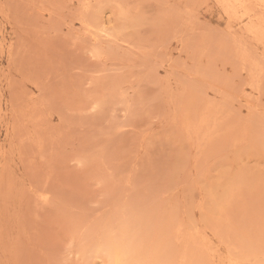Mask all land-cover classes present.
I'll use <instances>...</instances> for the list:
<instances>
[{
  "label": "rangeland",
  "instance_id": "rangeland-1",
  "mask_svg": "<svg viewBox=\"0 0 264 264\" xmlns=\"http://www.w3.org/2000/svg\"><path fill=\"white\" fill-rule=\"evenodd\" d=\"M0 264H264V0H0Z\"/></svg>",
  "mask_w": 264,
  "mask_h": 264
}]
</instances>
